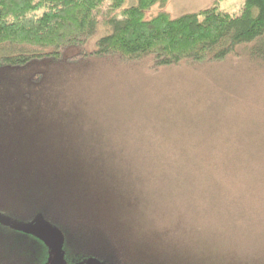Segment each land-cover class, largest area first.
<instances>
[{
  "label": "trees",
  "instance_id": "obj_1",
  "mask_svg": "<svg viewBox=\"0 0 264 264\" xmlns=\"http://www.w3.org/2000/svg\"><path fill=\"white\" fill-rule=\"evenodd\" d=\"M125 1L0 0V100L7 93L13 101L20 96H54L61 87L49 69L62 63L139 64L154 73L237 58L239 48L249 61L264 63V0H244L236 15L214 4L198 14L171 18L159 13L147 21L143 16L148 9L169 0H136L117 19L113 12ZM106 2L107 13L102 14ZM71 48L74 51L68 55ZM29 67L32 76L25 73ZM108 150L76 141L28 150L0 144V264H47L49 251L30 230L34 227L58 236L68 264H151L148 256L133 257L130 246H141L138 252L145 253L147 241L148 246L152 242L149 234L143 241L137 233L161 231L152 242L159 252L174 245L170 243L179 238L178 231L195 228L197 222L189 218L195 210L192 198L197 200L192 168L189 175L180 171L185 178L170 170L187 172V152L144 155V170L134 167L131 158L123 160L124 153ZM151 156L162 176L151 168ZM172 171L186 183L177 193L167 184ZM196 189L202 195L203 188ZM203 194L208 199L209 192ZM210 204V200L204 203L205 211ZM155 211L166 219L163 225L155 222L153 230L145 217H153ZM259 248L257 244L246 254L262 258L259 264H264ZM202 252L216 258L214 252ZM190 254L179 252L174 256L182 261L171 264H222L215 259L200 263ZM241 255L225 264H240L236 259Z\"/></svg>",
  "mask_w": 264,
  "mask_h": 264
},
{
  "label": "rangeland",
  "instance_id": "obj_2",
  "mask_svg": "<svg viewBox=\"0 0 264 264\" xmlns=\"http://www.w3.org/2000/svg\"><path fill=\"white\" fill-rule=\"evenodd\" d=\"M243 1L169 0L164 6L148 9L143 18L147 21L159 13L179 18L214 4L220 11L236 15ZM135 2L126 0L114 16L122 19L121 10ZM104 4L102 14L107 13L108 2ZM73 51L71 48L68 55ZM238 51L237 58L216 64L160 68L154 73L139 64L105 61L53 66L49 71L57 88L61 87L54 96H20L13 101L7 93L0 100V144L28 150L74 141L88 143L109 148L110 154L124 153L123 160L131 158L133 166L140 168L144 155L187 152V172L170 170H178V176L185 178L180 171L189 175L192 168L195 210L181 209H190L189 218L197 225L178 231L179 238L170 243L173 246L163 249L159 244L163 249L159 252L158 244L152 247V242L161 231L125 234L140 235L143 241L148 234L152 236L145 253L138 252L141 246H130L133 257L143 255L152 258L151 264H171L182 261L183 257L174 255L189 250L191 259L200 263L215 259L225 264L242 254L236 259L240 264H259L262 258H249L246 253L259 244L264 254V63L249 61L242 55L243 48ZM25 73L34 75L31 67ZM151 157V168L162 176V168L155 165L158 161ZM175 172L167 177V184L177 193L186 183L173 176ZM199 187L203 193L209 192L208 212L204 208V203L209 204L207 194L198 193ZM162 214L155 211L153 217L146 216V225L153 230L155 222L163 225L166 217ZM33 229L49 251L46 263L68 264L62 255L56 257L57 235ZM202 251L214 252L216 258Z\"/></svg>",
  "mask_w": 264,
  "mask_h": 264
},
{
  "label": "water",
  "instance_id": "obj_3",
  "mask_svg": "<svg viewBox=\"0 0 264 264\" xmlns=\"http://www.w3.org/2000/svg\"><path fill=\"white\" fill-rule=\"evenodd\" d=\"M5 221V223L7 224V225H9V221L8 220H4ZM29 229V228H28ZM39 229V228H38ZM31 231L33 230L34 231V229L32 228V229H30ZM50 232V231H49ZM57 238H58V236H57ZM60 242H61V240L58 238V254H56V257H58V255L59 256H61V251H60Z\"/></svg>",
  "mask_w": 264,
  "mask_h": 264
}]
</instances>
